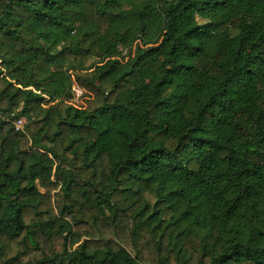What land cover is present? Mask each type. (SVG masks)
<instances>
[{
	"label": "trees",
	"instance_id": "16d2710c",
	"mask_svg": "<svg viewBox=\"0 0 264 264\" xmlns=\"http://www.w3.org/2000/svg\"><path fill=\"white\" fill-rule=\"evenodd\" d=\"M0 115V264H264V0H0Z\"/></svg>",
	"mask_w": 264,
	"mask_h": 264
},
{
	"label": "rangeland",
	"instance_id": "374dc122",
	"mask_svg": "<svg viewBox=\"0 0 264 264\" xmlns=\"http://www.w3.org/2000/svg\"><path fill=\"white\" fill-rule=\"evenodd\" d=\"M122 53H123L124 56H128L129 55L126 51H123ZM73 91H74V98L71 101V103L73 105L77 106V107L84 106L85 97H84L83 91H81L77 87H74Z\"/></svg>",
	"mask_w": 264,
	"mask_h": 264
},
{
	"label": "built area",
	"instance_id": "2783aa9c",
	"mask_svg": "<svg viewBox=\"0 0 264 264\" xmlns=\"http://www.w3.org/2000/svg\"><path fill=\"white\" fill-rule=\"evenodd\" d=\"M0 117H1V115H0ZM24 124H25V122L23 119H17L16 121L13 122V125H14V128L16 131H22Z\"/></svg>",
	"mask_w": 264,
	"mask_h": 264
}]
</instances>
